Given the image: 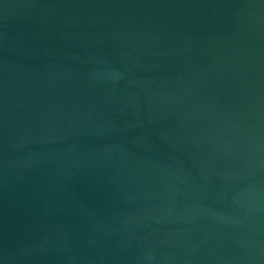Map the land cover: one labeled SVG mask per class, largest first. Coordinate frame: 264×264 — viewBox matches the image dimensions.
Here are the masks:
<instances>
[{
	"label": "water",
	"instance_id": "water-1",
	"mask_svg": "<svg viewBox=\"0 0 264 264\" xmlns=\"http://www.w3.org/2000/svg\"><path fill=\"white\" fill-rule=\"evenodd\" d=\"M0 264H264V0H0Z\"/></svg>",
	"mask_w": 264,
	"mask_h": 264
}]
</instances>
